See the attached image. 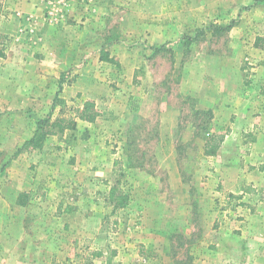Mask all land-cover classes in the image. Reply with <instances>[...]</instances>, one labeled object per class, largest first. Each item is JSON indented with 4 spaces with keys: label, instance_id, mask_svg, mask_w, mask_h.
<instances>
[{
    "label": "rangeland",
    "instance_id": "rangeland-1",
    "mask_svg": "<svg viewBox=\"0 0 264 264\" xmlns=\"http://www.w3.org/2000/svg\"><path fill=\"white\" fill-rule=\"evenodd\" d=\"M0 15H23L0 32V55L22 61L13 93L28 97L12 129L17 146L0 148V172L42 177L51 207L34 218L39 229L47 223L46 255L56 261L61 243L75 251L76 229L64 223L95 221L100 236L114 237L113 248H96L129 240L151 264H214L201 242L252 204V195L227 190L217 157L227 138L225 155L243 163L264 126V0H0ZM88 100L93 122L76 119L41 148L24 145L37 121L74 116ZM212 134L223 139L205 155ZM120 195L127 201L118 206ZM8 249L0 244V264Z\"/></svg>",
    "mask_w": 264,
    "mask_h": 264
},
{
    "label": "crops",
    "instance_id": "crops-1",
    "mask_svg": "<svg viewBox=\"0 0 264 264\" xmlns=\"http://www.w3.org/2000/svg\"><path fill=\"white\" fill-rule=\"evenodd\" d=\"M8 16L9 19H4V16L0 15L1 33L8 32V29L14 30V28H17L18 17L20 18L23 15ZM13 58L14 56L7 51L5 54L0 55V112H2L1 115H8L5 125L7 129L10 128L11 130L15 128V116L18 114L17 110L21 108L19 106L20 101L28 98L25 93L21 95L13 93L14 86L12 85L13 77H11V74L14 73L15 68L22 64V61L19 63ZM261 118L264 119V117ZM257 121L254 120V122ZM7 129L0 131L5 132L4 135L7 134L5 137L7 142L9 139H13L14 142L4 144L0 139V148L5 146L16 147L17 142L20 140L19 135L14 133L15 130ZM255 131L258 134L252 141L253 150L250 152L251 155L244 159L243 163H238L233 157L228 158L225 155L226 147L230 146L227 138L224 139L219 148L220 150H218L220 156L217 159H221L222 165H224L222 166L223 169H227L222 175L225 184L226 181L227 183L229 181V186L226 187L227 190L234 192L238 188L244 195L247 193L252 195V204L248 205L247 209H240L245 216L239 218V222H235L236 225L221 220L212 235L211 241H208V243L201 242L202 246L203 244L206 245V249L210 253L216 255L215 261L213 260L214 255H211L214 264H264V134H262L264 133V126L256 128ZM36 162L39 165L38 168H41V161L38 159ZM242 164L245 165L242 166ZM228 175L230 177H227ZM41 180L42 177L39 176V173L21 175L14 172H0V244L9 246L3 264H146V261L151 264V258L146 259L142 255V247L139 245V248L134 250L133 241L128 239V241L123 240L125 241V247H116V250L110 249L107 251V249L94 247L93 245L100 241L101 243L106 242V247L109 245L113 248L110 239L114 238L112 234H107L108 237L100 236L95 221L93 223L88 221L83 225L82 223L78 225L77 223L75 225L64 223L63 228L71 231L74 228L76 229L75 237L72 239V244L76 248L75 251H73V254L66 252L67 248L58 239V244H61L57 250L56 261L53 260V255H46L45 249L41 245L49 242V236L43 235L47 223L44 222V227L41 230L39 228L43 223V219L37 221L34 218V213L41 218L39 213L45 212L48 209L47 206L50 205L46 201V197L40 194L42 190H39L40 186L38 184ZM244 184H248L245 187L248 190H244V187H242ZM81 194L84 195L80 189L77 192L76 199ZM78 202H80V198L73 207L75 211L80 209ZM56 206L55 208L60 205ZM243 213L241 214L243 215ZM99 227H101V222H99ZM229 227L235 228L237 231L231 232L228 229ZM37 238L41 239L36 241L40 246H37L38 250H31L29 243H34ZM81 245H85V247L83 246L80 251ZM204 263L209 264L208 262Z\"/></svg>",
    "mask_w": 264,
    "mask_h": 264
},
{
    "label": "trees",
    "instance_id": "trees-1",
    "mask_svg": "<svg viewBox=\"0 0 264 264\" xmlns=\"http://www.w3.org/2000/svg\"><path fill=\"white\" fill-rule=\"evenodd\" d=\"M101 60H105L108 62H114L113 57H109L108 53L102 51L101 53ZM93 102L92 101H85L81 108L75 109L74 116H67V117H57L53 121H50L48 118L41 119L37 121V127L28 140L24 142V145H30L32 149L41 148L43 145L44 139L48 135H54L57 133H62L65 130L74 129L76 126V119H80L87 122H93L98 113L93 109ZM223 139V135L221 134H212L210 138L204 144V151L205 155H213L216 153L221 141ZM113 190H111V194ZM113 195V194H112ZM118 206H121L126 203L127 196L120 195L116 197Z\"/></svg>",
    "mask_w": 264,
    "mask_h": 264
}]
</instances>
